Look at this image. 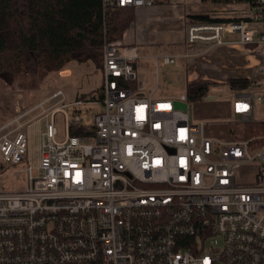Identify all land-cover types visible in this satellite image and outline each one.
<instances>
[{
    "label": "built area",
    "instance_id": "1",
    "mask_svg": "<svg viewBox=\"0 0 264 264\" xmlns=\"http://www.w3.org/2000/svg\"><path fill=\"white\" fill-rule=\"evenodd\" d=\"M113 3L155 0H103ZM222 5L224 20L189 23L186 43L264 47V0ZM103 49L99 100L68 101L58 89L32 107L17 104L19 114L0 125V264H264V114L256 117L264 66L263 79L236 91L234 117L218 131L177 106H189L186 94L148 89L137 46L106 39ZM184 55L153 58L158 66ZM97 102L104 108L92 125L65 110ZM51 114L29 165L26 128ZM72 124L86 132L72 134ZM19 164H28L27 184L6 189L1 174Z\"/></svg>",
    "mask_w": 264,
    "mask_h": 264
},
{
    "label": "trees",
    "instance_id": "2",
    "mask_svg": "<svg viewBox=\"0 0 264 264\" xmlns=\"http://www.w3.org/2000/svg\"><path fill=\"white\" fill-rule=\"evenodd\" d=\"M203 1L227 4L256 0ZM135 18L134 6L113 3L105 8L103 0H0V77L12 80L20 74L61 72L72 61H91L101 71L105 40L121 39ZM187 20L189 23L218 22L224 18L201 14L190 15ZM226 83L235 92L251 88L252 79L232 77ZM215 84L187 83V100L211 95ZM252 127L253 122L246 124V128ZM71 132L86 131L83 125L72 124Z\"/></svg>",
    "mask_w": 264,
    "mask_h": 264
},
{
    "label": "rangeland",
    "instance_id": "3",
    "mask_svg": "<svg viewBox=\"0 0 264 264\" xmlns=\"http://www.w3.org/2000/svg\"><path fill=\"white\" fill-rule=\"evenodd\" d=\"M155 55H165L167 53H185L187 46L184 44H166L159 46ZM203 54L197 55L200 58ZM189 57V56H188ZM147 62L146 68L148 70L149 77L154 80L158 77L160 86L158 89V97L166 98H179L182 94H187V59L185 57L176 58L174 64H165L162 59L156 65L154 58H148L144 60ZM204 63L213 67L214 62L208 58L204 59ZM216 69H210L211 74L216 77H223L227 71L230 72L232 68L244 69L246 60L233 59L226 57L220 59ZM70 70L65 73V70L61 72L47 71L46 73H40L38 75H26L20 74L14 78H2L0 77V125L7 122L9 119L17 116L20 109L29 108L37 104L38 102L47 98L51 93L58 89H62L67 93L68 101L74 100L79 96L80 92H86V99L93 100L98 99L96 97L99 93L100 85L102 83V75L99 67H96L91 61L88 62H70L67 65ZM260 73V68L257 70V74ZM76 93H68V91ZM78 92V93H77ZM212 99L206 97L199 100L189 99V110H191L194 121L200 120L209 121L216 130L222 131L228 129L229 119L234 116L230 112L232 103L235 98L236 91L234 92L226 82L216 83L210 90ZM160 95V96H159ZM19 104V108L17 107ZM52 104V101L48 102L45 106ZM104 108V105L100 102L97 103H85L78 106L66 107L68 116L73 120L76 116L81 118L82 124L92 125L94 124L95 114L100 112ZM40 109L34 111L31 115H35ZM66 112L64 110L58 111L55 117L58 119L57 124L59 128L58 140L65 139V123ZM264 114V108L261 103L257 102L256 105V117H262ZM54 115L43 116L40 119L35 120L29 127H27V133L30 139V146L28 152L29 165L36 166L39 157L37 150L41 147L42 133L46 130V123L49 119H53ZM228 126V127H227ZM28 164H19L10 166L6 171L1 174V182L6 189L19 190L27 184V174L21 172L22 169L28 166Z\"/></svg>",
    "mask_w": 264,
    "mask_h": 264
},
{
    "label": "crops",
    "instance_id": "4",
    "mask_svg": "<svg viewBox=\"0 0 264 264\" xmlns=\"http://www.w3.org/2000/svg\"><path fill=\"white\" fill-rule=\"evenodd\" d=\"M222 7V4L207 3L203 0H160L152 5L135 8L136 18L125 30L120 42L123 47L137 46L139 48L141 58L136 61V69L140 78L146 81L149 90H155V94L158 96L160 82L157 77V81L155 79L153 83L152 78L148 75L147 62L144 60L156 56L154 51H157V48H160L159 46L166 44H184L187 46L185 53H179L185 54L182 57L187 59V83H220L226 82L232 77H247L252 80L255 78L263 79L262 70L257 74V70L264 66L263 46L222 45L208 47L203 43H186V27L189 24L187 17L201 14L220 17L223 15L221 14ZM167 54L175 55L177 53ZM199 54L203 55L198 58L197 55ZM226 57L246 60L244 69L236 70L237 68H232L230 72L226 69L225 75L220 78L211 74L210 69H216L218 67L216 63ZM206 58L214 62L213 67L204 63ZM65 71V73H68L70 70L67 68ZM68 93L76 94L70 90Z\"/></svg>",
    "mask_w": 264,
    "mask_h": 264
},
{
    "label": "water",
    "instance_id": "5",
    "mask_svg": "<svg viewBox=\"0 0 264 264\" xmlns=\"http://www.w3.org/2000/svg\"><path fill=\"white\" fill-rule=\"evenodd\" d=\"M206 98L212 99V98H214V96L209 95ZM176 104H177L178 107H180L182 109H187L189 107L186 102H182V101H178Z\"/></svg>",
    "mask_w": 264,
    "mask_h": 264
}]
</instances>
